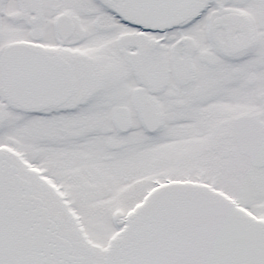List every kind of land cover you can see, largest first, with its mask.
Segmentation results:
<instances>
[{
  "label": "snow or ice",
  "instance_id": "1",
  "mask_svg": "<svg viewBox=\"0 0 264 264\" xmlns=\"http://www.w3.org/2000/svg\"><path fill=\"white\" fill-rule=\"evenodd\" d=\"M0 264H264V0H0Z\"/></svg>",
  "mask_w": 264,
  "mask_h": 264
}]
</instances>
